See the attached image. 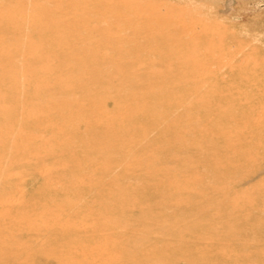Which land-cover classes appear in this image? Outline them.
I'll use <instances>...</instances> for the list:
<instances>
[{"label": "rangeland", "instance_id": "374dc122", "mask_svg": "<svg viewBox=\"0 0 264 264\" xmlns=\"http://www.w3.org/2000/svg\"><path fill=\"white\" fill-rule=\"evenodd\" d=\"M0 264H264V0H0Z\"/></svg>", "mask_w": 264, "mask_h": 264}, {"label": "bare ground", "instance_id": "6f19581e", "mask_svg": "<svg viewBox=\"0 0 264 264\" xmlns=\"http://www.w3.org/2000/svg\"><path fill=\"white\" fill-rule=\"evenodd\" d=\"M24 13H25V12H24ZM33 13H34V12H33ZM33 13H32V14H33ZM29 15H30V14H29ZM33 15H36V13H34ZM23 17H25V15H24ZM33 20H34V19H33ZM31 47H33V46H31ZM36 51H37V50H36ZM36 51H35V52H36ZM23 53H24V52H23ZM36 53H37V52H36ZM21 55L24 56L23 54H21ZM22 56H21V58H22ZM25 57H26V56H25ZM25 57H23V58H25ZM26 59H27V58H26ZM17 61H18V60H17ZM17 63L20 65V63L23 64L24 62H23V61H21V62L18 61ZM23 65H24V64H23ZM21 69H22V66H21ZM21 71H22V70H21ZM21 74H22V73H21ZM57 79H58V78H57ZM59 79H60V78H59ZM22 85H23V84H22ZM21 177H22V176H21Z\"/></svg>", "mask_w": 264, "mask_h": 264}]
</instances>
